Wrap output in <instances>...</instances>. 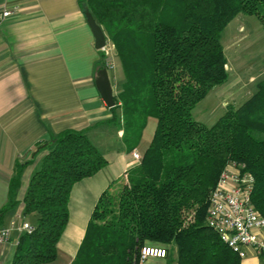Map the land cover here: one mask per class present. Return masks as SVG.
I'll return each mask as SVG.
<instances>
[{
    "label": "trees",
    "instance_id": "16d2710c",
    "mask_svg": "<svg viewBox=\"0 0 264 264\" xmlns=\"http://www.w3.org/2000/svg\"><path fill=\"white\" fill-rule=\"evenodd\" d=\"M84 3L121 63L125 80L113 95L112 119L121 126L125 144L129 150L137 146L149 116L155 129L138 165L101 194L71 264H106L122 254L125 264H139L145 245L175 248L177 264H241L206 216L210 192L233 161L253 175L251 201L264 217V77L246 101L229 105L210 125L196 119L193 109L229 78L222 30L240 12L257 16L264 26V0ZM103 67L104 56L98 70ZM42 150L22 198L24 214L36 216L34 229L20 234L10 264L56 259L73 184L108 162L80 131H65ZM19 173L10 180L0 214L16 204ZM93 224L108 229L107 241L92 243Z\"/></svg>",
    "mask_w": 264,
    "mask_h": 264
},
{
    "label": "crops",
    "instance_id": "0c3cea01",
    "mask_svg": "<svg viewBox=\"0 0 264 264\" xmlns=\"http://www.w3.org/2000/svg\"><path fill=\"white\" fill-rule=\"evenodd\" d=\"M0 9L12 10L0 17V210L9 200L10 180L20 169L16 204L0 214V225L12 220L34 224L36 216L24 214L22 198L46 152L43 147L35 150L51 138L68 130L84 132L108 160L71 188L69 219L57 243V257L46 263L71 264L101 194L138 165L132 151L141 155L149 141L140 150H129L121 126L112 119L114 106L106 105L95 85L99 62L107 55L95 48L81 0H0ZM111 84L114 95L118 87ZM223 104L224 112L234 102ZM18 238L13 232L7 242H0V264H10ZM261 262L253 253L241 260ZM171 263L168 250L166 257L149 256L141 264Z\"/></svg>",
    "mask_w": 264,
    "mask_h": 264
},
{
    "label": "rangeland",
    "instance_id": "374dc122",
    "mask_svg": "<svg viewBox=\"0 0 264 264\" xmlns=\"http://www.w3.org/2000/svg\"><path fill=\"white\" fill-rule=\"evenodd\" d=\"M84 2L85 0L82 3L85 4ZM107 42L109 46L107 53L105 52L107 56L104 60L105 63L107 61L112 63V68L108 73L119 91L125 80L124 74L109 38H107ZM221 43L226 56L225 67L230 74L228 81L222 83L223 87L214 89L211 94H208L193 111L194 117L207 125L212 124L221 115L225 109L223 103L227 105L234 102V105L238 106L255 92L257 82L264 77V26L257 16L241 12L236 14L222 30ZM154 129L155 119L149 116L145 122L143 135L137 144L139 150L147 141L150 142ZM149 142L147 143L149 144ZM107 230L104 226L91 225L89 233L92 243L98 244L107 241L111 236ZM169 250L172 253L173 264H177L176 249L169 247ZM119 252L120 248L117 253L119 254ZM122 255H125L122 256V261L118 255H115L106 264H125L127 255Z\"/></svg>",
    "mask_w": 264,
    "mask_h": 264
},
{
    "label": "built area",
    "instance_id": "2783aa9c",
    "mask_svg": "<svg viewBox=\"0 0 264 264\" xmlns=\"http://www.w3.org/2000/svg\"><path fill=\"white\" fill-rule=\"evenodd\" d=\"M11 13L10 9H0L2 18ZM108 46L106 42L101 50L107 53ZM105 65L108 70L112 68L110 61ZM132 156L140 161L141 155L137 151L133 150ZM253 186V175L245 170L243 164L228 162L210 192L206 223L241 260L253 253L261 257V264H264V217L252 204ZM33 229L34 225L27 221L17 223L12 220L7 226L0 225V242H7L13 232L20 236ZM167 255L168 250L163 246L145 245L140 250L139 264L149 256Z\"/></svg>",
    "mask_w": 264,
    "mask_h": 264
},
{
    "label": "water",
    "instance_id": "95a60500",
    "mask_svg": "<svg viewBox=\"0 0 264 264\" xmlns=\"http://www.w3.org/2000/svg\"><path fill=\"white\" fill-rule=\"evenodd\" d=\"M85 17L94 36L95 48L102 49L107 42L105 32L88 9L85 10ZM95 85L106 105L109 107L114 106L113 88L108 74V69L106 67H103L97 71ZM45 145L46 144H42L39 146L35 152L40 149V147H44Z\"/></svg>",
    "mask_w": 264,
    "mask_h": 264
}]
</instances>
